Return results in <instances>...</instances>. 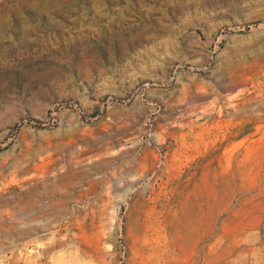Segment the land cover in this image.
Returning a JSON list of instances; mask_svg holds the SVG:
<instances>
[{
    "label": "rangeland",
    "instance_id": "374dc122",
    "mask_svg": "<svg viewBox=\"0 0 264 264\" xmlns=\"http://www.w3.org/2000/svg\"><path fill=\"white\" fill-rule=\"evenodd\" d=\"M0 264H264V0H0Z\"/></svg>",
    "mask_w": 264,
    "mask_h": 264
}]
</instances>
